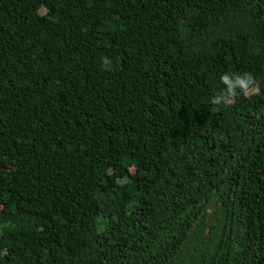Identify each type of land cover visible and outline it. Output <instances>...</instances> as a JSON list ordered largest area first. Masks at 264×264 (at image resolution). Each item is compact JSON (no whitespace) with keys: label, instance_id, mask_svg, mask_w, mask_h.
<instances>
[{"label":"trees","instance_id":"obj_1","mask_svg":"<svg viewBox=\"0 0 264 264\" xmlns=\"http://www.w3.org/2000/svg\"><path fill=\"white\" fill-rule=\"evenodd\" d=\"M0 264H264V0H0Z\"/></svg>","mask_w":264,"mask_h":264},{"label":"clouds","instance_id":"obj_2","mask_svg":"<svg viewBox=\"0 0 264 264\" xmlns=\"http://www.w3.org/2000/svg\"><path fill=\"white\" fill-rule=\"evenodd\" d=\"M104 64L106 66L110 65V61L107 60V58L104 59ZM244 76L246 79H237L236 84H239L242 88V91L245 93L248 92L251 85H254L256 81L252 77L251 74L245 73ZM221 81L224 85H227V92L224 94L217 93L216 96L212 99L211 103L214 105H219L220 103L229 104L232 97L236 95V92L234 91V85L229 80V76L227 74L223 75L221 77Z\"/></svg>","mask_w":264,"mask_h":264}]
</instances>
